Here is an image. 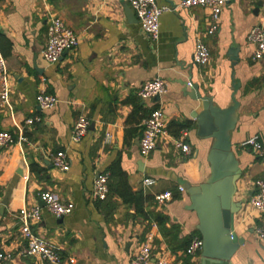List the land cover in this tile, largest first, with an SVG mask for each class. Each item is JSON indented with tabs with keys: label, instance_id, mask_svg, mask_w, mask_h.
Masks as SVG:
<instances>
[{
	"label": "crops",
	"instance_id": "0c3cea01",
	"mask_svg": "<svg viewBox=\"0 0 264 264\" xmlns=\"http://www.w3.org/2000/svg\"><path fill=\"white\" fill-rule=\"evenodd\" d=\"M159 6H177L181 0H155ZM262 7L255 13L257 4ZM123 0H0V49L10 76L12 117L0 106V132L15 139L22 127L26 142L0 148V245L12 254L3 264H35L22 255L26 247L17 218L24 207L41 208L40 221L31 224V232L50 246L62 264H129L137 243L148 233L153 235L152 262L161 254L182 264L184 252L172 253L153 223L137 218L118 201L109 219L91 199L93 181L107 173L117 159L128 175L134 192L142 191L152 202L146 211L169 218L168 227L178 225L181 237L196 231L195 213L186 209L189 198L178 191V180L192 186L204 183L210 174L206 157L210 140L197 136L191 114L198 102L185 96L191 84H199L202 96L215 106L231 104L232 75L239 80L236 99L240 104L235 130L231 133L232 151L239 161L241 177L234 200L242 202L235 216L237 233L245 240L233 264H264V239L254 229L260 216L248 202L254 195V183L264 181V161L243 148L249 137L258 136L264 144V57L253 60L254 45L250 30L264 27V0H228L222 9L218 30L206 35L209 12L203 8L178 9L164 13L159 20V38L150 40L138 20L126 17ZM129 7V6H128ZM54 14L64 20L79 39L76 49L66 51L57 64H47L41 56L47 44V20ZM197 39L208 47L210 61L204 67L193 62ZM160 78L166 94L160 100H142L139 88ZM44 91L58 99L51 110L43 111L36 96ZM160 108L169 132L160 138L147 157L139 155L135 142L140 140L143 121L153 109ZM90 120L86 136L78 143L71 140L72 129L80 117ZM39 117L41 122L26 126L25 120ZM189 124L190 129L175 132L173 124ZM109 136V141H107ZM183 139L191 149L184 155L173 145ZM63 152L70 164L67 172L54 168L52 158ZM144 164L142 172L137 165ZM34 164L37 172H32ZM155 183L144 186L143 180ZM41 192L55 194L62 203H72V213L62 219L47 211L38 198ZM164 192L172 200L159 206L155 197ZM177 194L179 198H174ZM199 264V258L191 259Z\"/></svg>",
	"mask_w": 264,
	"mask_h": 264
},
{
	"label": "built area",
	"instance_id": "2783aa9c",
	"mask_svg": "<svg viewBox=\"0 0 264 264\" xmlns=\"http://www.w3.org/2000/svg\"><path fill=\"white\" fill-rule=\"evenodd\" d=\"M133 11L139 25L144 33L148 35L151 41L157 42L159 38V20L160 17L167 12H175L178 9L203 8L206 9L209 16V27L206 31L207 36H211L218 30V23L223 7L228 0H181L175 7L159 6L155 0H123ZM47 44L41 52L42 59L47 64H57L64 52L74 50L79 45V39L74 31L66 25L64 20L54 14H50L47 20ZM248 40L254 45L253 60L256 61L264 57V27H253L248 35ZM210 52L208 47L201 39H197L195 50L193 53V62L198 67L208 65L210 61ZM166 83L164 80L156 77L145 82L139 88L137 95L142 100H154L166 94ZM10 76L7 70L6 59L0 49V106L7 110L12 117L13 106L10 100ZM38 107L43 110H51L58 103V99L54 96L41 91L36 96ZM41 122V118L34 117L25 120L26 126H32ZM90 126V120L80 116L72 129L71 140L75 143L80 142L87 134ZM19 135L15 139L9 132H0V148H8L14 144H21L27 139L24 135L22 127L18 128ZM169 132L160 108L153 109L148 117L143 121L142 136L139 140V155L147 158L156 148V144L160 138H168ZM107 136V141H109ZM175 148L179 149L184 155H190L191 149L183 143V139L173 141ZM241 146L251 150L255 156L264 161V144L258 136L247 138ZM52 165L59 171L67 172L70 164L63 152H57L52 158ZM108 178L109 174H99L93 181L91 190V199L93 201H104L108 195ZM155 183L151 178L143 180V185L148 187ZM254 195L248 202L249 208L260 216V226L254 229V233L258 239H264V181L257 180L254 183ZM178 191L184 192L182 187H178ZM45 208L55 218L62 219L72 213L74 206L72 203L64 204L60 199L51 192H41L38 195ZM159 206L170 202L172 194L164 192L155 197ZM1 205V204H0ZM18 220L21 223V234L26 240V247L22 250V255L34 258L35 264H62L61 258L50 246L39 240L30 229L31 224L40 221L41 208L38 206L24 207L18 211ZM155 227V225H153ZM202 248L201 238L194 237L185 255L194 260L200 257ZM153 252V235L148 233L142 242L136 244L133 254L131 255L129 264H151ZM12 254L5 251L0 245V264L11 262ZM70 264L73 260L69 261ZM152 264H174V259L167 254H159Z\"/></svg>",
	"mask_w": 264,
	"mask_h": 264
},
{
	"label": "water",
	"instance_id": "95a60500",
	"mask_svg": "<svg viewBox=\"0 0 264 264\" xmlns=\"http://www.w3.org/2000/svg\"><path fill=\"white\" fill-rule=\"evenodd\" d=\"M262 5L263 2L257 4L255 13ZM125 13L129 20L135 19L130 7H125ZM188 85L191 90H185V96L199 104V110L191 114L197 136L211 141L206 157L210 174L204 183L196 186L185 180L177 182L189 198L186 209L195 213L198 220L196 230L202 240L199 264H233V259L245 243L236 232L235 216L242 202H236L234 198L242 172L231 144V133L235 130L240 107L236 99L240 82L232 75L231 104L224 109L215 106L211 97L202 96L199 84ZM135 144L139 145V139ZM137 165L142 172L143 162L139 160ZM1 205L3 208L6 203Z\"/></svg>",
	"mask_w": 264,
	"mask_h": 264
},
{
	"label": "trees",
	"instance_id": "16d2710c",
	"mask_svg": "<svg viewBox=\"0 0 264 264\" xmlns=\"http://www.w3.org/2000/svg\"><path fill=\"white\" fill-rule=\"evenodd\" d=\"M177 134L185 129H190L189 124H173ZM32 172H37L34 164L30 165ZM108 195L104 201H98L97 208L104 215L105 219L111 218L118 208V201L128 210L132 209L133 214H129L128 219L134 221L141 218L150 226L152 223L157 227L162 238L165 240L168 249L172 253L186 252L194 237L200 238L198 231H194L190 235L181 237L180 228L178 225H170L169 218L162 213L146 211V205L152 202V199L142 191L134 192L129 184L128 175L122 170L120 160H115L108 168ZM174 198H179L174 194ZM192 258L187 256L183 259L182 264H194Z\"/></svg>",
	"mask_w": 264,
	"mask_h": 264
},
{
	"label": "rangeland",
	"instance_id": "374dc122",
	"mask_svg": "<svg viewBox=\"0 0 264 264\" xmlns=\"http://www.w3.org/2000/svg\"><path fill=\"white\" fill-rule=\"evenodd\" d=\"M246 228H236V232L239 234L245 233Z\"/></svg>",
	"mask_w": 264,
	"mask_h": 264
}]
</instances>
